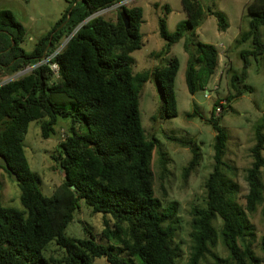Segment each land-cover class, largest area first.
I'll list each match as a JSON object with an SVG mask.
<instances>
[{
  "label": "trees",
  "instance_id": "trees-1",
  "mask_svg": "<svg viewBox=\"0 0 264 264\" xmlns=\"http://www.w3.org/2000/svg\"><path fill=\"white\" fill-rule=\"evenodd\" d=\"M124 1L67 0L61 18L29 53L21 47L25 35L21 24L10 12L0 11V158L16 175L23 208L4 207L0 202V264L182 262V249L176 242V208L173 204L164 206L153 190L151 160L159 141L146 138L138 102L144 84L152 78L161 102L160 118H175L174 85L179 63L174 58L164 68L133 73L131 54L143 47V8L132 1L114 10L115 21L99 15ZM180 4L185 20L170 33L165 18H159L158 33L166 42L162 51L166 54L186 35L193 39L185 83L194 95L209 83L219 62L214 46L195 40V29L207 16L216 19L220 32L228 29V23L204 0H180ZM121 11L128 19L127 28ZM169 12L164 6V14ZM246 12L248 30L239 42L250 41L252 49L241 54L242 73L230 75L233 93L224 100L217 98L212 106L207 124L215 134L213 167L204 182L205 205L193 207L190 212V246L185 264H264L263 126L255 130L252 161L244 177L247 192L242 194L236 181L237 169L224 160L228 133L221 124L226 108L222 102L230 103L251 91L244 84L247 58L257 60L264 54V0H251ZM65 41L47 64L7 81L25 67L50 57ZM49 64L57 66L56 75ZM217 108L221 113L215 116ZM59 119L68 122L56 158L63 180L46 197L29 169L23 140L29 124L39 121L41 137L48 139ZM167 139L175 141L169 136ZM183 145L192 155L183 170L187 178L200 164L201 155L196 144ZM161 164L165 171L166 163ZM0 169L10 177L7 170ZM81 202L92 215H102L99 239L86 228L88 236L82 239L65 234ZM52 242L59 252L57 257L46 256ZM219 246L226 257L218 252Z\"/></svg>",
  "mask_w": 264,
  "mask_h": 264
},
{
  "label": "rangeland",
  "instance_id": "rangeland-1",
  "mask_svg": "<svg viewBox=\"0 0 264 264\" xmlns=\"http://www.w3.org/2000/svg\"><path fill=\"white\" fill-rule=\"evenodd\" d=\"M135 1V0H134ZM205 4L214 6L222 13L228 23V29L220 32L216 19L207 16L195 29V40L214 46L219 54L217 70L203 90L191 95L186 87L185 73L188 60L193 53V39L186 35L174 44L169 53H162L166 44L158 33V20L165 18L168 32L175 31L179 22L185 20L180 0H136L134 5L143 8L145 23L140 27L143 47L131 54L133 73L152 72L155 68H164L168 61L176 58L179 70L175 79L174 93L177 116L173 119L160 118V98L152 78L146 82L139 94V114L141 126L147 139L155 137L159 143L152 152L151 170L155 180L153 190L164 206L173 204L179 219V231L176 242L182 249V262L188 259L190 241V212L193 207L205 205L204 182L213 167L214 132L207 124L210 119L214 101L224 100L233 91L229 87L232 74H241L243 60L241 54L252 49L251 42H239L241 35L248 30L249 16L246 6L251 0H204ZM67 0H0V11H8L24 29L22 49L29 53L38 40L44 37L61 18L67 9ZM164 6L170 9L164 14ZM107 20L115 21L114 9L99 14ZM264 43V38L262 39ZM248 68L244 84L251 89L241 97L225 104L221 124L228 133V142L224 160L237 169L236 181L241 193L247 192L244 180L245 171L250 167V149L255 142V130L263 126L264 132V54L255 60L247 58ZM231 67V71L228 72ZM31 73L27 71L22 76ZM20 76V77H22ZM18 77V78H20ZM15 75L9 80L18 79ZM69 107V105H67ZM41 123L31 122L23 140L25 157L30 171L37 176L41 193L50 197L54 189L62 183L61 169L56 158L59 156V143L64 139L68 122L59 119L54 126V133L48 139L41 137ZM63 135V137H62ZM175 138V141L167 139ZM192 142L200 148L201 160L194 172L184 178L183 170L192 155L183 143ZM165 162V171L161 163ZM19 188L11 176L0 169V202L4 207L22 210ZM74 220L66 228L69 237L82 239L88 236L86 229L99 239L103 229L101 214L92 215L90 210L79 204ZM258 232L262 226L256 217ZM46 256L57 257L54 243L46 248ZM222 257L226 253L219 246ZM97 264H107L105 260Z\"/></svg>",
  "mask_w": 264,
  "mask_h": 264
},
{
  "label": "built area",
  "instance_id": "built-area-1",
  "mask_svg": "<svg viewBox=\"0 0 264 264\" xmlns=\"http://www.w3.org/2000/svg\"><path fill=\"white\" fill-rule=\"evenodd\" d=\"M132 1L134 0H127V1H124L123 3L121 4H118L117 6L115 7H112L110 9H107L105 11H109V10H112V9H116V8H119L121 7L122 5H125V4H128V3H132ZM136 1V0H135ZM104 11V12H105ZM67 41H65L50 57H48L47 59H44L43 61H41L40 63H38L37 65H34V66H27L25 67L22 71H19L18 73L15 74V78H18L20 76H22L24 73H26L27 71H32L33 69H35L36 67L40 66V65H44V64H47L48 61L53 58L54 56H56L60 51L61 49L63 48V46L66 44ZM49 68L51 69L52 73L54 75L57 74V66L55 64H49ZM7 82V81H6ZM221 113V108H217L216 111H215V116H218L219 114ZM63 137V135H62ZM65 138V137H64ZM63 140V139H62Z\"/></svg>",
  "mask_w": 264,
  "mask_h": 264
},
{
  "label": "water",
  "instance_id": "water-1",
  "mask_svg": "<svg viewBox=\"0 0 264 264\" xmlns=\"http://www.w3.org/2000/svg\"><path fill=\"white\" fill-rule=\"evenodd\" d=\"M120 17H121L122 22L125 25V28H127L128 27V19L126 18V14H125L124 11L120 12ZM68 18H69V16H68ZM0 167L4 168L5 170H7L10 173V176H11L12 180L16 181V175L9 169V167H8V165H7V163H6L4 158H0ZM71 189L73 190L74 187H71Z\"/></svg>",
  "mask_w": 264,
  "mask_h": 264
}]
</instances>
